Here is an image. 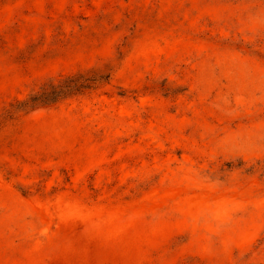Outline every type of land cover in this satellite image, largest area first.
Segmentation results:
<instances>
[{
	"label": "rangeland",
	"instance_id": "374dc122",
	"mask_svg": "<svg viewBox=\"0 0 264 264\" xmlns=\"http://www.w3.org/2000/svg\"><path fill=\"white\" fill-rule=\"evenodd\" d=\"M0 264H264V0H0Z\"/></svg>",
	"mask_w": 264,
	"mask_h": 264
}]
</instances>
